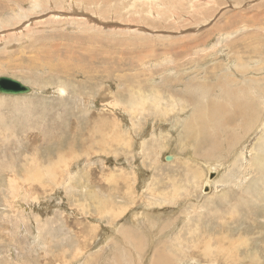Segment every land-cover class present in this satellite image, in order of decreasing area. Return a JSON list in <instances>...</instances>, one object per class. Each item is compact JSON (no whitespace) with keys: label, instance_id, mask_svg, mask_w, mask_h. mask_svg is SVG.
Masks as SVG:
<instances>
[{"label":"rangeland","instance_id":"374dc122","mask_svg":"<svg viewBox=\"0 0 264 264\" xmlns=\"http://www.w3.org/2000/svg\"><path fill=\"white\" fill-rule=\"evenodd\" d=\"M2 6L0 264H264V0Z\"/></svg>","mask_w":264,"mask_h":264},{"label":"bare ground","instance_id":"6f19581e","mask_svg":"<svg viewBox=\"0 0 264 264\" xmlns=\"http://www.w3.org/2000/svg\"><path fill=\"white\" fill-rule=\"evenodd\" d=\"M52 1V0H51ZM56 2V1H55ZM2 3V2H1ZM5 3V2H4ZM10 3V2H9ZM4 6V5H3ZM0 7V10L2 9V8H4V7H6V6H4V7ZM65 6H66V4H65ZM56 7V6H55ZM105 7V6H104ZM11 8V7H10ZM9 8V9H10ZM53 8V7H52ZM106 8V7H105ZM51 9V8H50ZM3 10V9H2ZM55 10V9H54ZM155 10V9H154ZM161 11V10H160ZM261 11V10H260ZM145 12V11H144ZM54 13V12H53ZM105 13V12H104ZM148 13H149V11H148ZM103 14V13H102ZM168 14V13H167ZM174 14V13H173ZM170 15V14H169ZM174 16V15H173ZM236 16V15H235ZM171 17V16H170ZM99 21V20H98ZM153 23V22H152ZM180 23V22H179ZM3 24V23H2ZM165 24V23H164ZM163 24V25H164ZM167 24V23H166ZM173 24V23H172ZM182 25V24H181ZM194 25V24H193ZM149 26V25H148ZM155 26V25H154ZM219 26V25H218ZM157 27V26H156ZM166 27V26H165ZM174 27V26H173ZM178 27V26H177ZM176 28V27H175ZM169 29V28H168ZM235 30V29H234ZM115 31V30H114ZM121 31V30H120ZM118 33V32H117ZM124 33V32H123ZM79 34H80V32H79ZM87 34V33H86ZM111 35V34H110ZM114 35V34H113ZM246 35V34H245ZM27 36H29V35H27ZM114 37V36H113ZM184 37V36H183ZM115 38V37H114ZM141 38V37H140ZM239 38H237V40H238ZM108 40V39H107ZM116 40V39H115ZM119 40V39H118ZM1 41V40H0ZM235 41V40H234ZM239 41V40H238ZM110 42V41H109ZM123 42V41H122ZM241 42V41H240ZM121 43V42H120ZM119 43V44H120ZM200 43V42H199ZM233 43V42H232ZM235 43V42H234ZM244 45V44H243ZM230 46V45H229ZM232 46V45H231ZM245 46H246V44H245ZM175 55H177V54H175ZM179 57V56H178ZM206 59V58H205ZM177 61V60H176ZM192 61H194V60H192ZM180 62V61H179ZM200 65V64H199ZM198 65V66H199ZM177 68H179V66H180V64H178L177 63ZM196 66V65H195ZM240 72V71H239ZM246 73V72H245ZM245 73H244V75H245ZM225 76V75H224ZM246 78V77H245ZM225 80H228V82H229V84L230 85H233L234 86V83L235 82H237L238 81V79H237V77H235V76H225ZM259 80H261V79H259ZM244 82H245V80H244ZM223 85V84H222ZM220 83H219V87L222 89V92L224 93V98L227 100V101H229L230 102V104H231V106H230V104H229V106L227 105V104H224V103H218V101H217V103L214 105V107H206V108H202L200 111H201V113H200V115H198V116H196L195 117V119H196V121H194V122H196L195 123V125L193 124L192 125V134H193V138H199V139H202L203 141H204V143L206 144V145H208L209 147H215V145H218V146H220V143H219V141H217L216 139L215 140H213V141H208L207 140V137H208V133H207V130H206V135H204L203 134V126L207 129L208 128V125H209V119H208V117L210 118V120H211V116L213 115V113H214V115H215V113H217L220 117H221V119H218V117H215V119H216V128H217V130H219V129H222V128H224V124L225 125H227L228 126V119H229V116H230V114L228 113L229 112V110H230V108H232V107H234L235 108V112H233L234 114L232 115V118H234V121L235 122H237V117H243L248 123H250V121L248 120V118H246V117H244L245 116V114H250L251 112H249L248 110H247V108H248V106L251 104V101L250 100H247V98H245V97H241L240 96V94H241V91H242V93L243 92H245L246 91V89L247 88H250V84L247 86L246 84L245 85H242V86H240V88L241 89H238V90H236V89H234V91L230 88V90L227 88V87H225L224 85L222 86ZM235 87V86H234ZM263 87V86H262ZM63 88H65V87H63ZM246 88V89H245ZM261 88V87H260ZM61 90V89H60ZM64 90V89H63ZM67 90V89H66ZM251 90V89H250ZM247 91H248V89H247ZM251 92V91H250ZM253 92V91H252ZM219 94H221V93H219ZM218 94V95H219ZM223 95V94H222ZM222 97V96H221ZM250 99V98H249ZM213 100V99H212ZM209 102H211V101H209ZM213 102V101H212ZM209 104V103H208ZM252 105V104H251ZM230 107V108H229ZM250 107V106H249ZM205 112V113H204ZM206 114V115H205ZM256 113H251V116L252 115H255ZM208 116V117H207ZM213 118V117H212ZM242 118V119H243ZM194 119V120H195ZM214 120V119H213ZM254 120V119H253ZM230 123V122H229ZM236 124V123H235ZM189 126H191V125H189ZM196 126H198L197 128H199V131H197V128H196ZM238 127V126H237ZM202 143V142H201ZM210 150V149H209ZM204 155H205V153H204ZM172 156V158L173 157H175V155H171ZM264 161V160H263ZM262 165V164H261ZM214 167V166H213ZM262 167V166H261ZM261 167H259V168H261ZM212 169H214V168H212ZM210 170V169H209ZM208 182V181H207ZM14 191V190H13ZM150 208V207H149ZM133 230V229H132ZM129 231H131V229L130 228H128V229H126L125 230V233H126V236H128V237H130V234H129ZM134 241V240H133ZM139 241V240H138ZM140 251V250H139ZM155 259V258H154ZM195 260V259H194ZM156 261H157V259H156ZM154 264H155V262H154Z\"/></svg>","mask_w":264,"mask_h":264},{"label":"water","instance_id":"95a60500","mask_svg":"<svg viewBox=\"0 0 264 264\" xmlns=\"http://www.w3.org/2000/svg\"><path fill=\"white\" fill-rule=\"evenodd\" d=\"M33 91L31 86L23 83L19 79L11 76H0V94L6 95H25L30 94ZM167 161L172 159L171 155L165 157Z\"/></svg>","mask_w":264,"mask_h":264}]
</instances>
